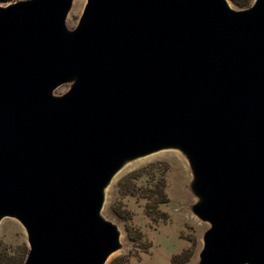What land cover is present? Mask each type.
I'll return each instance as SVG.
<instances>
[{"label":"water","instance_id":"1","mask_svg":"<svg viewBox=\"0 0 264 264\" xmlns=\"http://www.w3.org/2000/svg\"><path fill=\"white\" fill-rule=\"evenodd\" d=\"M72 2H0V220L24 229L20 264H105V187L162 149L209 224L196 264H264V0H85L69 28Z\"/></svg>","mask_w":264,"mask_h":264},{"label":"rangeland","instance_id":"2","mask_svg":"<svg viewBox=\"0 0 264 264\" xmlns=\"http://www.w3.org/2000/svg\"><path fill=\"white\" fill-rule=\"evenodd\" d=\"M84 2L73 0L65 19L67 27L76 24ZM64 89L60 86L56 91ZM190 180L187 161L176 149L126 162L104 190L101 213L117 225L120 242L105 264L118 256L125 257L127 264H173L172 257L181 252L187 255L183 264H196L202 233L209 224L190 210L196 200ZM0 250L11 259L9 263L25 256V232L13 217L0 220Z\"/></svg>","mask_w":264,"mask_h":264},{"label":"trees","instance_id":"3","mask_svg":"<svg viewBox=\"0 0 264 264\" xmlns=\"http://www.w3.org/2000/svg\"><path fill=\"white\" fill-rule=\"evenodd\" d=\"M8 1H12V0H0V2H8ZM232 2L236 4L238 7H244V6H247L251 2V0H232ZM159 201H162V200H159ZM6 256H7L6 253L3 250H0V264H20L24 258L23 257L22 259H17L15 262L9 263L11 262V259L7 258ZM186 259H187V255L184 256L183 252H181L172 257V262L173 264H183V262ZM107 264H127V262H126L125 257L118 256L108 261Z\"/></svg>","mask_w":264,"mask_h":264}]
</instances>
